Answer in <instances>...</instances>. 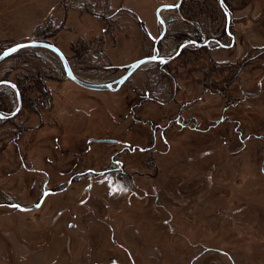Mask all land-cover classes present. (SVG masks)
Returning a JSON list of instances; mask_svg holds the SVG:
<instances>
[{"label": "rangeland", "instance_id": "374dc122", "mask_svg": "<svg viewBox=\"0 0 264 264\" xmlns=\"http://www.w3.org/2000/svg\"><path fill=\"white\" fill-rule=\"evenodd\" d=\"M176 1L0 0V52L47 41L77 77L104 84L124 72L117 68L152 55L151 39L161 30L156 9ZM226 1L231 13L218 0H182L179 9L162 11L161 56L187 36L225 46L227 32L235 38L227 49H184L166 68L173 78L148 64L117 92H90L68 82L58 56L42 48L0 63V81H18L28 99L39 97L29 86L36 72L49 78L51 95L50 108L37 106L42 122L25 96L15 119L0 122V204L36 200L45 177L33 170L48 172L56 184L75 163L74 171L106 167L119 147L87 144L89 137L143 148L152 144L150 121L168 125L181 108L199 120L197 127L167 126L165 145L158 127L153 150L123 157L125 172L145 190L155 187L157 200L112 201L99 187L79 206L78 183L38 211L0 207V264H130V257L135 264H264V0ZM0 104L7 111L16 106L4 85ZM14 129L18 151L10 141Z\"/></svg>", "mask_w": 264, "mask_h": 264}, {"label": "flooded vegetation", "instance_id": "af4514ba", "mask_svg": "<svg viewBox=\"0 0 264 264\" xmlns=\"http://www.w3.org/2000/svg\"><path fill=\"white\" fill-rule=\"evenodd\" d=\"M228 36H230L231 41L230 44L228 46H225L223 44H221V42H219V40H217L216 38H213L211 40H205V37L202 35L200 36V40H196V38H194V40H192V38L190 39H186L182 42V44H186L185 47L181 48L178 51L179 46H181L182 44H180L175 52H172L170 54H168L167 56H161L159 54L158 51V43L163 39L161 38L159 41H157L156 44V57L160 58V59H156L148 64H153L156 69H158L160 72L162 71L163 73L167 74V66L172 63L181 53L184 49H192V50H196V49H210L211 46L216 45V47L219 48H223V49H227L228 47H233V44L235 42V38L233 37V35H231L230 33H227ZM158 38V37H157ZM156 38V39H157ZM155 38H152L151 41L153 43V53L150 56H144L142 58L145 57H152L154 55V46H155ZM189 42H194L196 44H199L200 46H197L196 44H192ZM141 59V58H139ZM146 64V65H148ZM126 66V65H125ZM120 69V68H117ZM168 76L172 77V74H167ZM119 77V76H118ZM118 77L114 78L113 80L117 79ZM131 77V76H130ZM129 77V78H130ZM128 78V79H129ZM127 79V80H128ZM126 80V81H127ZM2 81H6V80H2ZM0 81V82H2ZM125 81V82H126ZM124 82V83H125ZM176 82L174 83L175 86ZM121 87V86H120ZM119 87V88H120ZM16 88V87H15ZM118 89H113L110 91H92V90H86V91H90V92H117ZM11 91L15 94V98H16V91L13 90L12 88H10ZM83 89V88H82ZM17 90V89H16ZM44 90L46 91V88H44ZM18 91V90H17ZM205 91H210L209 89L207 90L205 88ZM19 93V92H18ZM144 99H149L151 102H155L158 103L159 101H157L156 98L152 97L149 95V92H144ZM48 96H46V98H48L47 102H45L44 104H40L39 106H46L49 107L51 106V95L50 93L47 94ZM170 101V100H169ZM160 104V102L158 103ZM183 107V106H182ZM16 106H14L12 108V110L7 111L5 105L0 104V115H5L8 116L7 118H3L0 119V122H10L13 121V119H15V117L19 114V112L22 109V103H21V107L19 109V111L17 112V114L13 117H9V115L15 110ZM32 108V106H31ZM36 108V107H35ZM37 107V109H35V111L37 113H35L36 116H38L40 122H42V113L41 111H39ZM131 118H133L135 120V112L133 111V108H131ZM34 110V109H33ZM183 111V108H181L180 110H178L174 116L171 119V123H169L168 125L164 124V126L161 127V125H153V121H150V128H153L151 130V134H152V144H150L149 146H144L143 148H141L140 146H138L137 144H131L130 142L124 141V140H120L118 138H93V137H89L86 140L87 144L90 143H105V144H113L116 147H119L117 151H115L110 157H109V164L102 168V169H95V168H85L83 170L77 171V170H73L76 167V163L74 164L75 166L72 167L69 176H67L66 180L61 181V182H57L56 184H50L51 181V176L48 172H44L42 170H33L34 172H40L41 174L44 175V180L42 183V186L40 188V192L38 197L36 198V200L30 204V205H22V204H18L16 202L13 201H8L5 204H0V207L4 206L6 208H9L10 210L13 211H20L22 213H29V212H34V211H38L40 210L43 205V202L45 200L46 197L50 196L51 198L54 197L55 199H58L56 201H60L61 196H64V198H67V195L71 192L70 189L73 188V185H76L78 183H82V194L84 195L83 198L81 200L78 201V205L79 206H83L85 205L88 200L91 198L93 191H95V189H99V187L103 188L102 191H104V196L106 197V199L108 200H118L120 198H125L127 197V200L133 198L135 200H137V197H140L141 200L144 198H153L156 199L157 198V189L155 187H152V189L145 190L144 188H142V186L138 185L136 183V181L133 179V177L129 176L126 172H125V162L122 160L123 157L128 154V155H132L134 153H143V152H148L153 150L155 142H156V130L158 127H160V134H159V138H160V142H162L164 145L166 144L167 140L165 138V128L169 125H171L172 123H174L175 125L179 126V127H197V125L199 124V120L196 117H188L186 116V114ZM221 118V117H220ZM220 122H223V118L220 119ZM137 121V120H135ZM215 124L214 125H218L220 122L214 121ZM38 128V127H35ZM34 130V129H33ZM32 131V130H31ZM14 133V134H13ZM19 138H20V133L19 131H16V129H14L12 131L11 134V139L10 141L13 143V145L17 148V151L19 150ZM168 144V143H167ZM90 147H88V150ZM87 153L89 151H86ZM19 153V152H18ZM19 155V154H18ZM19 159H22L19 157ZM21 168H23L24 170H26V166L23 163V159L21 161ZM50 198V199H51ZM157 200V199H156ZM56 203V202H55ZM58 214H61V212H58ZM167 223V222H166ZM68 225L71 226V223H68ZM108 228L110 230H112L110 228V226H108ZM112 242H115L113 240V237L111 238ZM118 246V245H117ZM129 263L130 264H135L134 260L132 257L129 258ZM108 264H118V262L115 259H112L110 263Z\"/></svg>", "mask_w": 264, "mask_h": 264}, {"label": "water", "instance_id": "95a60500", "mask_svg": "<svg viewBox=\"0 0 264 264\" xmlns=\"http://www.w3.org/2000/svg\"><path fill=\"white\" fill-rule=\"evenodd\" d=\"M181 2H182V0H177L174 4L161 5L156 9L155 18H156V21L159 23L161 30H160V34H159L158 38L155 40L154 55L152 57H145V58L138 59V60L124 66L123 68H120L121 70H124V72L117 79L109 81L107 83H104V84L90 83V82L84 81V80L80 79L79 77H77L73 73L72 69L70 68V65H69L66 57L64 56V54L55 45H53L52 43L47 42V41H39V40L28 41V42H23V43H17V44H14L8 48H5L4 50H2L0 52V63L3 62L4 60H6L7 58L13 56L15 53H17L20 50H23L26 48H42V49L50 51V52H52L58 56V58L61 61L62 67H63L65 79L67 81L77 85L78 87L86 89V90H92V91H110L113 89H118L135 71H137L143 65H146V64H148V63H150L156 59H160V58L156 57V54H157L156 44H157V41H159L165 35V32H166V24L162 18V11L177 10V9H179ZM218 3H219V6H221V8H224L222 0H218ZM224 14L226 17V30L228 31L229 14L226 11H224ZM189 43L196 44L194 42H189ZM196 45L200 46L199 44H196ZM185 46H186V44H182L181 46H179L178 51ZM1 85L7 86V87L12 88L13 90L16 91L15 92L16 93V108L9 115V117L11 118V117L15 116L20 109L21 98H20V95H19L18 91L16 90L15 86L13 84H11L9 81H2V82H0V86ZM7 117L8 116L0 115V119L7 118Z\"/></svg>", "mask_w": 264, "mask_h": 264}, {"label": "trees", "instance_id": "16d2710c", "mask_svg": "<svg viewBox=\"0 0 264 264\" xmlns=\"http://www.w3.org/2000/svg\"><path fill=\"white\" fill-rule=\"evenodd\" d=\"M222 2H223L224 7L229 11V13H231L233 10H232V7L230 6V3L227 2L226 0H222ZM180 6H181V4H180ZM138 23H140V22H138ZM140 25H141V23H140ZM141 27L143 29V25H141ZM224 33H225V31H224ZM198 34H195V35H198ZM199 36L200 35H198V37ZM190 37H194V36H187V39H190ZM198 37H196V40H199ZM36 73L31 75V76H29L30 77L29 79L32 82V83L29 84V86L31 87L32 84L33 85L35 84L37 86V88H38V92L37 93L39 94L38 98L37 97H32L31 99H28V97L25 96V91L23 90L24 89L23 86L18 81H13L12 84L16 87V89L19 92L22 105H23V98H24L23 96H25V99H27V101L30 102L31 106L37 108L38 105L44 104L45 102H47L46 99L48 100V98H46V96H48L47 95L48 92H46L47 91L46 82L49 80V78L47 76H45V75H41L40 73H37V74ZM44 88H46V91L44 90Z\"/></svg>", "mask_w": 264, "mask_h": 264}, {"label": "bare ground", "instance_id": "6f19581e", "mask_svg": "<svg viewBox=\"0 0 264 264\" xmlns=\"http://www.w3.org/2000/svg\"><path fill=\"white\" fill-rule=\"evenodd\" d=\"M11 57H12V56H11ZM11 57H9V58H11ZM9 58H7V59H9ZM138 58H139V57H138ZM7 59H6V60H7ZM4 61H5V60H4ZM127 63H129V62H127ZM127 63H126V64H127ZM144 66H146V65H143L142 67H144ZM134 73H135V72H134ZM134 73H133V74H134ZM133 74H132V75H133ZM120 75H121V74H120ZM120 75H118V76H120ZM118 76H116V77H118ZM113 79H114V78H113ZM68 82H69V81H68ZM70 83H71V82H70ZM109 93H110V92H109ZM50 198H51L50 196L46 197L45 200H44V202H43V204H44L47 200H49Z\"/></svg>", "mask_w": 264, "mask_h": 264}]
</instances>
